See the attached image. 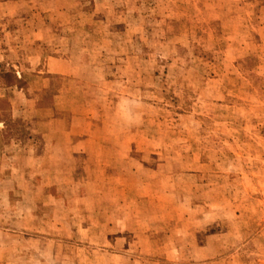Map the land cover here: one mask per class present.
I'll return each instance as SVG.
<instances>
[{
  "label": "rangeland",
  "instance_id": "obj_1",
  "mask_svg": "<svg viewBox=\"0 0 264 264\" xmlns=\"http://www.w3.org/2000/svg\"><path fill=\"white\" fill-rule=\"evenodd\" d=\"M0 264H264V0H0Z\"/></svg>",
  "mask_w": 264,
  "mask_h": 264
},
{
  "label": "trees",
  "instance_id": "obj_2",
  "mask_svg": "<svg viewBox=\"0 0 264 264\" xmlns=\"http://www.w3.org/2000/svg\"><path fill=\"white\" fill-rule=\"evenodd\" d=\"M10 72L8 74H5L4 77H10Z\"/></svg>",
  "mask_w": 264,
  "mask_h": 264
}]
</instances>
